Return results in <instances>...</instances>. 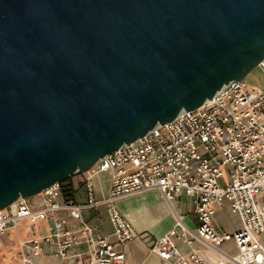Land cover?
I'll list each match as a JSON object with an SVG mask.
<instances>
[{
    "label": "water",
    "instance_id": "obj_1",
    "mask_svg": "<svg viewBox=\"0 0 264 264\" xmlns=\"http://www.w3.org/2000/svg\"><path fill=\"white\" fill-rule=\"evenodd\" d=\"M263 60L264 0H0V209Z\"/></svg>",
    "mask_w": 264,
    "mask_h": 264
},
{
    "label": "built area",
    "instance_id": "obj_2",
    "mask_svg": "<svg viewBox=\"0 0 264 264\" xmlns=\"http://www.w3.org/2000/svg\"><path fill=\"white\" fill-rule=\"evenodd\" d=\"M264 67V60L259 64ZM100 174L114 171L108 194L97 197L92 179L85 181L86 199H61L62 182H56L30 200L19 198L0 209V234L28 222V238H19L10 252L23 264H38L45 245L54 244L52 255L60 259L76 257L89 264H125L126 247L137 236L129 219L117 205L120 198L157 189L168 200L182 192L192 200L198 218L196 228L177 216L173 227L151 238L142 234L150 251L175 264H211L199 251L182 252L179 242L194 240L220 250L233 240L236 254L224 253L234 264H264V88L245 78L230 80L202 105L181 111L172 120L160 123L143 136L124 143L101 157L90 168ZM228 201L240 216L242 226L222 229L215 220L218 206ZM106 206L113 224L110 235L94 233L84 216L87 208ZM65 210L77 223L63 227L58 211ZM54 220L48 232H40L43 222ZM81 243L84 250H78Z\"/></svg>",
    "mask_w": 264,
    "mask_h": 264
},
{
    "label": "crops",
    "instance_id": "obj_3",
    "mask_svg": "<svg viewBox=\"0 0 264 264\" xmlns=\"http://www.w3.org/2000/svg\"><path fill=\"white\" fill-rule=\"evenodd\" d=\"M114 171H108L97 174L92 170L78 171L64 180L66 185L72 188L71 196L78 201L86 199L87 191L85 181L92 179L94 182V192L97 197L106 196L110 190ZM63 185V184H62ZM67 197L62 189L60 198ZM38 197H31L32 199ZM258 199L264 204V191ZM121 212L129 219L137 236L131 239L126 247L125 264H175L172 261L165 260L155 251H150L149 245L145 240L143 233L156 238L174 226L177 216H182L184 222L191 228H196L198 218L192 210V200L190 196L182 192L174 199L168 200L162 196L159 190L149 189L135 193L117 201ZM84 216L89 220L94 228V233L110 235L114 239L113 224L110 220L106 206L97 208H87L84 210ZM63 227L74 226L77 221L69 215L68 211L61 210L57 214ZM217 224L225 230L235 231L241 228L242 222L240 216L233 212L228 201L217 207L215 213ZM28 222L23 221L16 228H11L7 233L0 234V264H23L21 259L14 258L10 252L11 248L17 247L19 238H28ZM54 225V220L45 221L40 226V232H48L50 226ZM261 241L264 245V232L261 234ZM54 244L45 245V251L38 257V264H89L86 260H79L76 257L60 259L52 255ZM85 243H81L78 250H84ZM179 248L182 252H188L192 249L199 251L211 264H234L224 257V253L236 254L238 247L233 240L226 241L220 246V251L203 243L200 240H194L190 245L186 242H179Z\"/></svg>",
    "mask_w": 264,
    "mask_h": 264
},
{
    "label": "rangeland",
    "instance_id": "obj_4",
    "mask_svg": "<svg viewBox=\"0 0 264 264\" xmlns=\"http://www.w3.org/2000/svg\"><path fill=\"white\" fill-rule=\"evenodd\" d=\"M245 80L258 87L264 88V67L257 65L246 76Z\"/></svg>",
    "mask_w": 264,
    "mask_h": 264
},
{
    "label": "trees",
    "instance_id": "obj_5",
    "mask_svg": "<svg viewBox=\"0 0 264 264\" xmlns=\"http://www.w3.org/2000/svg\"><path fill=\"white\" fill-rule=\"evenodd\" d=\"M62 184H63V191L65 193H67V197H72L71 196V194H72V188L69 185H66L64 181L62 182Z\"/></svg>",
    "mask_w": 264,
    "mask_h": 264
}]
</instances>
